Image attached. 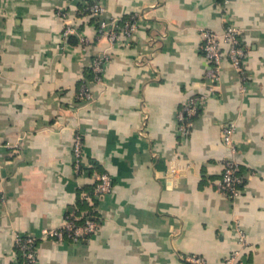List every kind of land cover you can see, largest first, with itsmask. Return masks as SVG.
<instances>
[{
  "label": "crops",
  "instance_id": "0c3cea01",
  "mask_svg": "<svg viewBox=\"0 0 264 264\" xmlns=\"http://www.w3.org/2000/svg\"><path fill=\"white\" fill-rule=\"evenodd\" d=\"M87 0H3L0 14V264H12L16 235H41L66 217L95 210L99 228L76 242L40 239L39 264H209L246 247L240 264H264V0H103L107 16L140 14L128 41H62L59 11L78 17ZM242 30L247 77L229 59L221 83L186 137L178 113L206 90L209 62L201 30ZM109 56L97 82L94 57ZM87 83L92 97L78 96ZM236 123L242 193L219 188L228 147L222 125ZM82 132L83 167H74ZM113 178L98 198L99 173ZM93 216V217H94Z\"/></svg>",
  "mask_w": 264,
  "mask_h": 264
},
{
  "label": "built area",
  "instance_id": "2783aa9c",
  "mask_svg": "<svg viewBox=\"0 0 264 264\" xmlns=\"http://www.w3.org/2000/svg\"><path fill=\"white\" fill-rule=\"evenodd\" d=\"M0 0V14L4 8ZM230 0H225L229 2ZM108 7L103 0H87L84 2L80 15L72 17L65 9L59 11L63 24L62 41L64 45L75 35L78 37V45L82 50H87L90 39L78 26L83 18L94 19L97 24V38L107 37L111 43L119 42L121 39L128 41L134 34L140 23V14L133 13L130 17L121 22L115 15L107 16ZM225 26L222 31L206 27L201 30L203 39V51L209 62L205 72L206 90L190 95L182 104L178 113V134L186 137L193 124L194 117L204 108L207 99L214 94L221 83L223 65L229 59L233 66L240 72L242 78L247 77V47L242 39V30L227 15L224 17ZM109 56L98 55L91 63L94 79L97 82L105 80ZM79 97L90 98L92 91L85 83L78 94ZM236 123L228 121L222 125V140L228 147L229 153L225 161L222 178L219 181V188L229 193L232 198H238L242 193L244 176L241 173L240 163L237 159L238 144L235 139ZM84 141L81 131H77L74 138V167L80 172L83 167ZM95 194L100 199L113 190V178L111 173L104 171L98 174L95 185ZM81 216L70 214L66 217L60 227L45 228L41 235L33 233H20L16 235V254L12 264H39L40 239L69 238L73 241H80L90 233L99 228V221L95 217H88L84 223H79ZM240 247L227 258L228 264H240L238 258L246 247L245 233L239 229ZM188 264H209L206 258L198 253H188L184 256Z\"/></svg>",
  "mask_w": 264,
  "mask_h": 264
},
{
  "label": "trees",
  "instance_id": "16d2710c",
  "mask_svg": "<svg viewBox=\"0 0 264 264\" xmlns=\"http://www.w3.org/2000/svg\"><path fill=\"white\" fill-rule=\"evenodd\" d=\"M125 19H126V18H123V19L121 20V22L124 21ZM90 67H91V66H90ZM90 71H91V73L93 72L91 68H90ZM94 215H95V210H93L92 207H89V211H88V213H87L86 215H84L83 217H81V219H79L78 222H79V223H84L88 217H93ZM94 217H95L96 219H99V218L96 217V216H94Z\"/></svg>",
  "mask_w": 264,
  "mask_h": 264
}]
</instances>
